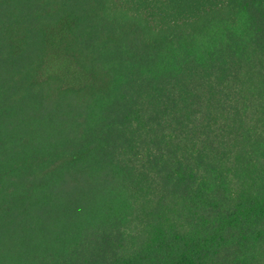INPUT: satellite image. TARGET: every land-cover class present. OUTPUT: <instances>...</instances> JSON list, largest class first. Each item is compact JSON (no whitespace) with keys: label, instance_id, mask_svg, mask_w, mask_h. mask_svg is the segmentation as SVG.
Instances as JSON below:
<instances>
[{"label":"trees","instance_id":"obj_1","mask_svg":"<svg viewBox=\"0 0 264 264\" xmlns=\"http://www.w3.org/2000/svg\"><path fill=\"white\" fill-rule=\"evenodd\" d=\"M0 264H264V0H0Z\"/></svg>","mask_w":264,"mask_h":264}]
</instances>
